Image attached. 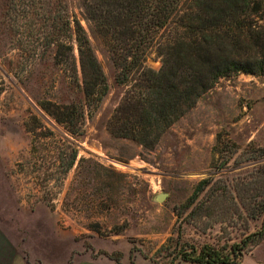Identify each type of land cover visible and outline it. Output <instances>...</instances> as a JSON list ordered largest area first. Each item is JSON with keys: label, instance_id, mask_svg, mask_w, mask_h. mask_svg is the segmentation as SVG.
Returning <instances> with one entry per match:
<instances>
[{"label": "rangeland", "instance_id": "1", "mask_svg": "<svg viewBox=\"0 0 264 264\" xmlns=\"http://www.w3.org/2000/svg\"><path fill=\"white\" fill-rule=\"evenodd\" d=\"M57 2V14L66 9L88 31L109 92L96 110L86 114L84 135L73 139L38 104L81 99L73 71L56 64L54 46L46 45L51 6L39 2L38 14L26 17L30 7L25 8L27 13L24 5L8 11L6 0H0V228L11 237L21 218L27 225L21 229L22 239L35 240L34 255L40 262L46 256L64 257L65 250L71 262L93 248L92 255L108 251L117 264L166 263L172 243L221 247L257 230L261 220L246 213L214 206L196 214L185 204L197 183L210 176L240 181L251 188L250 194L256 193L252 187L259 171L249 163L264 155V75L241 72L221 78L155 148L145 149L108 130L127 87L117 82L119 69L91 31L83 0ZM74 53L79 64L77 45ZM146 65L159 70L162 58L153 51ZM67 139L74 141L78 157L64 173L68 153L62 147ZM220 140V149L228 140L239 146L226 167L214 150ZM61 155L66 159H59ZM162 192L168 196L156 201ZM44 230L53 235L51 249L42 242ZM61 232L63 241L58 243ZM244 257L243 264H264V240Z\"/></svg>", "mask_w": 264, "mask_h": 264}, {"label": "trees", "instance_id": "2", "mask_svg": "<svg viewBox=\"0 0 264 264\" xmlns=\"http://www.w3.org/2000/svg\"><path fill=\"white\" fill-rule=\"evenodd\" d=\"M57 1L6 0V9L19 10L24 5L25 11L28 6L31 11L25 16L29 17L37 12V3L51 6L46 45L54 46L56 64L73 71L81 99L38 104L63 124L73 139H78L84 135L86 114L101 105L109 85L88 31L66 9L57 14ZM82 5L91 31L104 43L119 69L117 82L127 87L108 130L145 149L155 148L163 134L221 78L241 72L264 75V0H83ZM153 51L162 58L159 70L146 65ZM66 141L62 147L68 153L64 173L72 169L78 157L74 141ZM220 144L221 140L214 150L223 156L221 162L226 167L239 146L228 140L220 149ZM59 159L66 158L61 155ZM249 164L259 171L260 178L252 187L255 194L240 181L210 176L197 183L185 208H192L196 214L214 206L233 214L246 213L253 220H261L257 230L221 247L172 243L170 259L158 264H241L244 255L264 240V155ZM219 183H223L221 188L217 187Z\"/></svg>", "mask_w": 264, "mask_h": 264}, {"label": "crops", "instance_id": "3", "mask_svg": "<svg viewBox=\"0 0 264 264\" xmlns=\"http://www.w3.org/2000/svg\"><path fill=\"white\" fill-rule=\"evenodd\" d=\"M21 218H19L18 223H14L13 227L16 228L13 231L12 236L7 235L4 228H0V264H117V261L110 256V252L108 251H101L100 255H92L91 248L87 254H80L76 255L74 260L70 262L69 254L65 250L64 257L60 256L56 259L50 258L51 256L47 257L46 259L40 262L36 259V251L33 247L32 239L27 240L26 237L22 239V232L21 229L26 227V224L21 223ZM52 228V226H50ZM43 240L42 242L48 243L50 249L52 248L53 242L51 240L52 234H47L46 230H44ZM50 233H52V229H50ZM62 233V232H61ZM66 234V233H65ZM63 233L61 234L60 239H58V243L62 242L63 240ZM63 249V247H60ZM66 248V247H64ZM84 248V247H83ZM81 248V249H83ZM35 254V255H34ZM246 257V256H245ZM243 258L241 264L244 263ZM48 258V259H47ZM187 263V262H186ZM192 264V263H187Z\"/></svg>", "mask_w": 264, "mask_h": 264}, {"label": "water", "instance_id": "4", "mask_svg": "<svg viewBox=\"0 0 264 264\" xmlns=\"http://www.w3.org/2000/svg\"><path fill=\"white\" fill-rule=\"evenodd\" d=\"M168 196L167 193L165 192H162V193H159L155 196V200L158 201V202H162L166 199V197Z\"/></svg>", "mask_w": 264, "mask_h": 264}, {"label": "bare ground", "instance_id": "5", "mask_svg": "<svg viewBox=\"0 0 264 264\" xmlns=\"http://www.w3.org/2000/svg\"><path fill=\"white\" fill-rule=\"evenodd\" d=\"M117 165L119 166H125L123 163H118V162H115Z\"/></svg>", "mask_w": 264, "mask_h": 264}]
</instances>
